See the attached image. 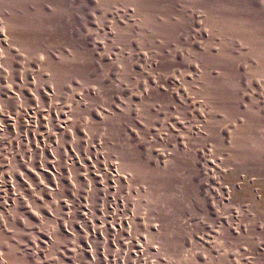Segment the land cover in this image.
I'll list each match as a JSON object with an SVG mask.
<instances>
[{"label":"rangeland","instance_id":"obj_1","mask_svg":"<svg viewBox=\"0 0 264 264\" xmlns=\"http://www.w3.org/2000/svg\"><path fill=\"white\" fill-rule=\"evenodd\" d=\"M0 264H264V0H0Z\"/></svg>","mask_w":264,"mask_h":264}]
</instances>
